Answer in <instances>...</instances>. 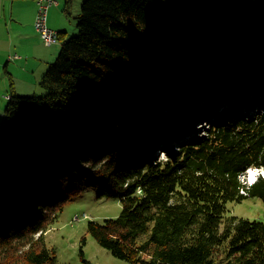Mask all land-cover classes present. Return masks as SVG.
<instances>
[{"label":"trees","instance_id":"trees-1","mask_svg":"<svg viewBox=\"0 0 264 264\" xmlns=\"http://www.w3.org/2000/svg\"><path fill=\"white\" fill-rule=\"evenodd\" d=\"M78 17L79 35L63 43L40 83L44 96H19L10 83L0 264H58L45 233L66 202L90 189L123 206L118 218L88 223L119 260L264 264V220L229 215L226 205L264 201V178L251 186L241 179L264 170V112L240 118L220 107L218 126L176 147L173 130L141 136L164 124L153 115L154 126L148 110L176 107L191 92L181 89L187 81L199 78L196 92L215 88L234 102L263 86L264 0H85ZM160 147L165 159L154 157Z\"/></svg>","mask_w":264,"mask_h":264},{"label":"rangeland","instance_id":"rangeland-1","mask_svg":"<svg viewBox=\"0 0 264 264\" xmlns=\"http://www.w3.org/2000/svg\"><path fill=\"white\" fill-rule=\"evenodd\" d=\"M85 0H71L70 7L67 10L66 5L67 0H61V7L67 11L66 15V23H67V31L68 33L65 35L67 36L68 40L69 38L72 39V37H76L79 35L80 30H78V24H79V17L81 13V6L84 3ZM37 15L35 18V32L38 33L39 37L43 38L41 30L38 27L39 18L41 17V11H42V4L40 3V0H37ZM56 5V2L53 0L52 5L48 8L47 12H45L47 20L48 28L51 31H54L50 28L51 19V12L50 8L52 6ZM57 7V5H56ZM6 29V32L10 34L11 29L12 31H20L22 26H13L10 27L7 25V27H4ZM56 33L57 39L59 44H53L59 47V53L62 49V46L64 45L67 40L62 39L64 33ZM47 46H51L49 44H46ZM58 58V57H57ZM57 60V59H56ZM56 62V61H55ZM54 62V63H55ZM52 63V64H54ZM50 68V67H49ZM48 72V71H47ZM46 72V73H47ZM197 73V72H196ZM46 75V74H45ZM44 75V76H45ZM189 75V74H188ZM41 77L39 84L43 80V77ZM189 82V84H188ZM10 83V82H9ZM257 83H262L261 85L250 92L251 95L249 97L242 96V98L235 97L237 99L236 102H234V98L232 100L227 101L224 105H221L219 102L222 97V92L218 89H200L199 91H195V89L200 88L203 86L204 83L199 78H196L192 81H187V84L180 85L181 89H185L191 92L185 93V98L178 99L175 103L176 107H174V103H165L168 107L162 108L160 110L163 111V114L161 115V111H159V108L152 110H148V112H152L153 114L149 115V121L151 123H155L154 126H157V120L156 118H153V115H160L164 118V124L162 125V128L159 130L151 131V135L149 137H146L149 135L148 132L144 131L141 133L142 137H145V139L152 138L153 135H156L155 137L159 139L161 137V134L163 132L169 133L170 131L176 134L174 138L177 137V133L180 134V138L174 143V147H176L177 143H185L190 142L191 138L197 139L204 135V130L209 127V119L218 118L219 115L224 117L219 111L220 107H226L228 108L229 112L232 113L234 110V107L236 108L235 113H233V116L236 117H250L252 114V110L250 111H244L246 107H249V102H253V104H257L260 101H262V98H259L261 95V92L264 90V79H259ZM150 91L152 89H149ZM170 90V87H167L165 90ZM165 92V93H166ZM249 92V93H250ZM258 94V97L253 98L252 95L254 93ZM46 94V90L41 86L38 87L37 91L35 93L30 94L29 96L23 95L22 97H33V96H44ZM238 94V92H235L232 95ZM163 95V94H162ZM191 95H195V97L191 100ZM264 95V94H262ZM190 100H188V98ZM166 97L163 95L160 100H164ZM8 100L6 101V107L8 106ZM264 102V101H263ZM183 104V105H182ZM241 104V105H240ZM169 105L174 109L173 113H176L178 117H172L171 111L169 110ZM262 110H264V104L260 105ZM250 108V107H249ZM260 110L259 108L257 109ZM147 112V113H148ZM255 112V111H253ZM252 112V113H253ZM211 113H214L215 116H211L208 120H205V118L210 115ZM226 113V112H224ZM256 113V112H255ZM181 115V117H179ZM145 114V120L146 118ZM204 118L203 123L196 124V119L198 118ZM213 117V118H212ZM2 119L1 127H0V136H2V130H3V123L5 122V117ZM208 121V122H207ZM145 125H147L146 121L144 122ZM177 124V125H176ZM219 124V123H218ZM217 124V125H218ZM201 126V128H200ZM200 128V129H198ZM152 129V127H151ZM184 129V130H183ZM173 138V139H174ZM1 139V137H0ZM155 142V140L153 141ZM104 141H102V144ZM100 144V145H102ZM148 144V145H151ZM171 148V147H170ZM100 149L97 147V145H94L92 147V152H99ZM172 149V148H171ZM172 150H176V148H173ZM49 151V149H47ZM164 149L160 147L157 148L156 153L154 154V157H158V159H165L166 154L163 152ZM49 156H46V159H49ZM51 159V158H50ZM261 173L258 170H251L248 173L247 176H243L241 179L245 182L254 181L256 180L257 176ZM40 192H49V191H43L41 187H39ZM98 190L96 189H90L85 191L80 196L74 198L73 200L66 202L64 204L63 211H60L61 213L58 215V218L56 222L51 225L49 230L45 233V236L43 239H45L46 244L49 248L55 249L57 254V259L59 261L58 264H129L126 261L119 260L118 258L114 257L112 253L107 250L106 248L100 246L98 242L91 237V234L88 230V223L93 222L96 224H102L107 219H115L118 218L122 212L123 206L121 202L118 199H101L98 198ZM227 205L228 214L237 216L238 218H245L249 220H264V201L261 198L258 197H249L247 200H243L240 203L237 202H229ZM147 237V236H146Z\"/></svg>","mask_w":264,"mask_h":264},{"label":"crops","instance_id":"crops-1","mask_svg":"<svg viewBox=\"0 0 264 264\" xmlns=\"http://www.w3.org/2000/svg\"><path fill=\"white\" fill-rule=\"evenodd\" d=\"M50 8V28L54 31L68 32L65 9L61 0ZM37 0H0V123L4 119L6 101H9L10 83L19 96L35 93L38 83L49 67L57 59L59 47L47 46L35 32ZM22 26L20 31L6 32L5 26ZM70 39V38H69ZM10 82V83H9ZM1 127V124H0Z\"/></svg>","mask_w":264,"mask_h":264},{"label":"built area","instance_id":"built-area-1","mask_svg":"<svg viewBox=\"0 0 264 264\" xmlns=\"http://www.w3.org/2000/svg\"><path fill=\"white\" fill-rule=\"evenodd\" d=\"M42 4L41 17L39 18L38 27L42 33V41L46 44L53 45L59 44L56 33L48 28L47 20L45 19L48 8L52 5L53 0H40ZM8 98V97H6Z\"/></svg>","mask_w":264,"mask_h":264},{"label":"clouds","instance_id":"clouds-1","mask_svg":"<svg viewBox=\"0 0 264 264\" xmlns=\"http://www.w3.org/2000/svg\"><path fill=\"white\" fill-rule=\"evenodd\" d=\"M262 171H264V170H262Z\"/></svg>","mask_w":264,"mask_h":264}]
</instances>
